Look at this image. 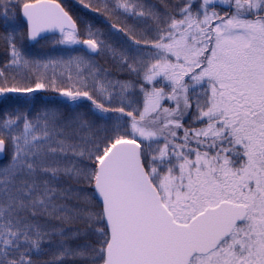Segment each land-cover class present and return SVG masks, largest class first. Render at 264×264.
Returning a JSON list of instances; mask_svg holds the SVG:
<instances>
[{
  "label": "snow or ice",
  "instance_id": "6c2138e0",
  "mask_svg": "<svg viewBox=\"0 0 264 264\" xmlns=\"http://www.w3.org/2000/svg\"><path fill=\"white\" fill-rule=\"evenodd\" d=\"M0 264H264V0H0Z\"/></svg>",
  "mask_w": 264,
  "mask_h": 264
},
{
  "label": "trees",
  "instance_id": "16d2710c",
  "mask_svg": "<svg viewBox=\"0 0 264 264\" xmlns=\"http://www.w3.org/2000/svg\"><path fill=\"white\" fill-rule=\"evenodd\" d=\"M73 2H75V0H73Z\"/></svg>",
  "mask_w": 264,
  "mask_h": 264
}]
</instances>
